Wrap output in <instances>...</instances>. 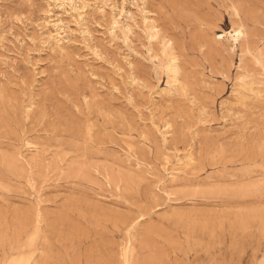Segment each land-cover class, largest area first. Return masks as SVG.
Returning <instances> with one entry per match:
<instances>
[{"label": "rangeland", "instance_id": "rangeland-1", "mask_svg": "<svg viewBox=\"0 0 264 264\" xmlns=\"http://www.w3.org/2000/svg\"><path fill=\"white\" fill-rule=\"evenodd\" d=\"M130 1L115 35L103 2L51 10L62 51L54 4L0 0V264L29 252L38 214L39 264H120L129 243L132 264H264V70L221 37L235 3L264 59V0Z\"/></svg>", "mask_w": 264, "mask_h": 264}, {"label": "bare ground", "instance_id": "bare-ground-1", "mask_svg": "<svg viewBox=\"0 0 264 264\" xmlns=\"http://www.w3.org/2000/svg\"><path fill=\"white\" fill-rule=\"evenodd\" d=\"M96 1H100L103 2L104 5H109V7H111L110 9L114 10L115 13L113 12V20H112V26L111 28L113 35L116 34V28H120L121 22L123 21V24L126 28V30L130 31L131 30V25L127 24L125 19H127L129 16L132 18L133 12L128 9L127 4L131 3L130 0H121V2H118L117 5L113 4L112 0H96ZM144 2V4L146 3V0H142ZM49 6H51L52 4H54L53 8H51L49 11H47L45 14H48L49 17L51 16H55L56 18L51 17V20H46V26L48 27L49 30V34H48V38L51 39L50 44L52 49H54V44H57L56 46L58 48H60V50H64L63 47L60 46V44L62 45V40H64V37L62 36V33L65 32V23L61 18V14L58 12L56 15L54 13L51 12V10L57 8V10H64V12L68 13L67 10V5L69 3L70 8L72 9V11H76L78 12V16H81V19H84L86 16H83V13L85 12V7L86 4L84 6H82V8H79L76 4V0H49ZM224 2V1H223ZM238 2V1H237ZM236 2V3H237ZM100 4V3H99ZM97 5V4H96ZM48 6V7H49ZM138 6V5H137ZM231 7V6H230ZM141 12L144 14L143 19L145 20V24L150 28V36L151 39H159L161 38V32L162 29L161 27L157 24V21L155 19H151L150 16L153 15V12L151 10L146 9L145 6L140 7ZM101 12H105V8H103V6H99L98 9ZM232 12L234 17L237 19V24L233 25L231 30H224L221 34L222 39H224V41L231 43V45L233 46V49L237 46H243L245 47V52L254 55L257 63L259 65H261V67L264 70V59L261 58L260 54H254L251 46L248 43V30L246 29V25L243 23L242 20V16H241V10H240V6H237L235 3L232 4ZM260 13V12H259ZM262 14V13H261ZM200 16V15H199ZM247 16V15H246ZM50 19V18H49ZM84 23V22H83ZM144 24V22H143ZM191 24V23H190ZM83 25V24H82ZM86 27V25H84ZM198 27V26H197ZM68 29V28H66ZM219 29V28H218ZM145 30V28H144ZM201 30V29H200ZM82 33L84 35H90V31H88V29L84 28L83 30L81 29ZM111 31V30H110ZM190 31V30H189ZM222 31V30H221ZM251 33V32H250ZM92 35V34H91ZM128 37V36H127ZM91 38V37H90ZM150 39V38H149ZM32 40V39H31ZM84 40H85V36H84ZM53 42V43H52ZM49 43V42H48ZM87 43V42H86ZM217 44V43H216ZM50 46V45H49ZM55 46V47H56ZM173 44L171 42L170 38H166L164 36H162V50H161V56L157 53L154 54V58L157 59V61L160 62V64L169 72L170 76L172 77V81L175 85V83L179 82L178 79V74L181 69L180 65H179V57L178 55H176L174 53V49L172 50ZM220 46V45H219ZM224 48V47H223ZM58 52V51H56ZM208 53V52H207ZM208 55V54H207ZM5 58V57H4ZM6 60V59H5ZM8 60V59H7ZM185 63V62H184ZM132 64V63H131ZM120 68V66H118ZM134 67V65H133ZM123 69V68H122ZM228 70V69H227ZM250 71V70H249ZM186 75V74H185ZM264 75V72H263ZM251 77V76H250ZM239 78L241 80V82L246 83V81L248 80L249 76L246 74H240ZM135 79V77H134ZM137 80V79H136ZM135 81V80H134ZM139 81V80H138ZM141 81V80H140ZM139 81V82H140ZM144 81V80H143ZM147 81V80H146ZM184 81V80H183ZM137 82V81H135ZM148 82V81H147ZM133 83V82H132ZM170 83V82H169ZM172 84V83H171ZM189 84V83H188ZM173 85V84H172ZM184 84H182L183 86ZM132 86V85H131ZM192 86V85H191ZM260 86V85H259ZM172 88V87H171ZM183 88V87H181ZM174 89V88H173ZM166 90V89H165ZM176 90V89H174ZM185 90V89H184ZM171 91V90H170ZM133 92V91H132ZM178 92V90H177ZM187 92V91H186ZM188 93V92H187ZM185 93V94H187ZM174 98V97H173ZM95 100V99H94ZM172 103V102H171ZM134 104V103H133ZM189 105V104H188ZM197 107V106H196ZM31 109L29 108V111ZM202 110V108H201ZM204 110V109H203ZM262 110V109H261ZM184 112V111H182ZM202 114V113H201ZM152 115V113H151ZM28 119V118H27ZM164 119V118H163ZM190 121V120H189ZM166 123V122H164ZM168 125V127H170V123L167 122L166 123ZM165 124V125H166ZM159 126V125H158ZM171 126H173L171 124ZM188 127V126H187ZM172 128V127H171ZM88 130V129H87ZM161 131V130H160ZM89 132V131H87ZM90 135V134H89ZM143 135V134H142ZM146 135V134H145ZM125 136V135H124ZM144 136V135H143ZM131 138V137H130ZM146 138V136H145ZM165 142V141H164ZM154 144V142H153ZM261 144V143H260ZM34 145V144H33ZM130 146V145H129ZM136 146V144H135ZM35 147V146H34ZM37 147V146H36ZM146 147V146H145ZM134 148V147H132ZM40 149V148H39ZM150 150V149H149ZM255 151V150H254ZM178 152V151H177ZM180 153V151H179ZM205 153V152H204ZM262 154V153H261ZM251 155V154H250ZM37 156V155H36ZM178 158V161L180 163H183L182 160L183 158H180L179 156H176ZM244 157V156H243ZM165 158V157H163ZM188 161H192L193 157H192V153H190L189 156H186ZM167 159V157H166ZM165 160V159H162ZM161 160V161H162ZM177 161V162H178ZM170 162V161H169ZM168 162V163H169ZM181 165V164H180ZM164 168V167H163ZM172 168V167H171ZM133 173V172H132ZM130 175V174H129ZM171 175V174H170ZM164 178V177H163ZM168 182V181H167ZM161 183V182H160ZM41 214H38L35 222H34V229L32 231V233L29 235L28 237V244L27 246L29 247V252H24L19 254L18 256L14 257L13 259L10 260V262L8 264H39V257H37L36 255V249L33 247L34 246V241L36 239V236L39 233L40 230V221H41ZM136 225V224H135ZM135 225H132L131 229H130V233L131 230H133L135 228ZM133 237V236H132ZM145 248V247H144ZM132 244L129 243L128 246H125V248L123 249V253H122V262L120 264H132L131 261V254H132ZM156 254V253H155ZM136 260V259H135Z\"/></svg>", "mask_w": 264, "mask_h": 264}]
</instances>
